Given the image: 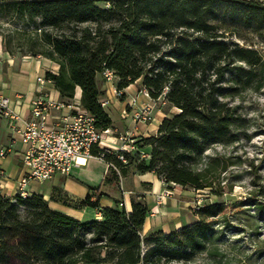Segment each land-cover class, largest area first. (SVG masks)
I'll return each instance as SVG.
<instances>
[{"label":"trees","instance_id":"trees-1","mask_svg":"<svg viewBox=\"0 0 264 264\" xmlns=\"http://www.w3.org/2000/svg\"><path fill=\"white\" fill-rule=\"evenodd\" d=\"M2 16L24 26L8 34L0 29L3 48L55 62L57 71L46 70L45 79L63 102L74 100L78 86L80 105L93 115L97 129L112 123L96 80L106 68L114 72L117 89L140 78L152 99L163 96L178 109L161 120L156 134L137 141L139 150L151 147L148 160L139 151L105 153L104 183L117 182L118 173L131 168L152 171L165 183L223 192L221 175L236 161L205 152L235 140L238 113L231 101L253 85L262 63L255 48L226 38H247L239 29L245 26L264 40V0H0ZM103 194L100 187H90L77 201L60 188L51 194L64 205L98 209L100 217L90 220L50 208L38 193L0 194V264L187 262L203 251H217L218 223L238 206L203 203L192 209V222L143 238L147 205L133 197L130 212L117 199L101 207Z\"/></svg>","mask_w":264,"mask_h":264},{"label":"crops","instance_id":"crops-1","mask_svg":"<svg viewBox=\"0 0 264 264\" xmlns=\"http://www.w3.org/2000/svg\"><path fill=\"white\" fill-rule=\"evenodd\" d=\"M58 65L52 60L42 56H30L14 53L11 54L2 46L0 37V92L10 99L11 107L16 114V118L9 119L0 114V149L4 150V155L0 156V194L14 196L17 193V179L24 172L22 166V153L24 144L20 139V129L24 123L31 118V101L41 96L59 100V92L55 89L51 81L38 84L36 77L44 75L46 70L56 72ZM97 84L102 91L100 102L111 118V126L103 133L105 143L112 146L121 144L119 135L127 129H134V135L138 137H149L156 134L161 120L178 112L173 106H168L171 114L163 112L158 105L152 110L153 120L147 123H134L131 119L132 112L140 104H153L154 102L140 93L141 79L129 84L123 90V97L115 95L113 84L104 81L102 74L96 76ZM81 90L75 88L74 100L80 101ZM134 100V103L131 101ZM130 103V105H129ZM157 103V102H156ZM126 111L127 116L123 117L122 112ZM55 113L54 110L51 111ZM145 160L149 159L151 147L144 145L140 148ZM108 173V164L95 157L78 161L68 174L55 173L45 180L31 179L26 185L28 195L38 193L48 201L49 207L80 220H90L99 218L98 209L88 206L74 208L64 205L51 199V194L55 193V188H60L68 199L77 201L86 196L90 187H100L104 194L99 199L101 207L114 205L117 199L127 212L131 211V199L137 197L148 207L149 212L141 227V233L148 234L155 230L171 232L180 226H184L193 221L194 217L186 212L189 207V196L193 188L182 187L175 183L163 182L154 172H139L129 168L124 174L118 173L117 182H106L103 180ZM177 187L183 192L181 197L173 195ZM168 189L171 193L162 198L157 203L156 196ZM119 193V197L116 195ZM179 198V199H178ZM182 198V200H180ZM191 219V220H190Z\"/></svg>","mask_w":264,"mask_h":264},{"label":"rangeland","instance_id":"rangeland-1","mask_svg":"<svg viewBox=\"0 0 264 264\" xmlns=\"http://www.w3.org/2000/svg\"><path fill=\"white\" fill-rule=\"evenodd\" d=\"M99 4L104 5L102 2ZM21 27H24L22 22L11 16L0 17V29L4 34ZM239 29L247 38L232 35L226 39L255 48L262 57V63L256 68L257 77L253 85L240 91L231 101L237 106L238 113L233 128L235 140L215 145L205 152L230 156L236 164L222 173L220 184L223 192L220 195L212 193L209 188L193 189L192 194H185L190 197L186 212L191 216V205L196 197L201 198L202 204L222 201L238 206L228 215L227 221L218 223L219 232L214 244L216 252L203 251L191 261L175 264H262L264 261V40L250 33L248 27L240 26ZM0 37L3 41L1 34ZM157 105L166 114H171L167 104L157 101ZM139 155L142 157L141 151ZM180 189L177 187L173 195L181 197L183 192ZM116 195L119 197L118 191ZM141 235L143 238L146 236Z\"/></svg>","mask_w":264,"mask_h":264},{"label":"built area","instance_id":"built-area-1","mask_svg":"<svg viewBox=\"0 0 264 264\" xmlns=\"http://www.w3.org/2000/svg\"><path fill=\"white\" fill-rule=\"evenodd\" d=\"M101 74L104 81L108 83L113 84L117 80L114 72L110 69H104ZM36 81L41 85L49 80H46L44 75H39L36 77ZM113 92L117 96L122 93L116 86L113 87ZM140 93L154 103L140 104L134 109L131 119L136 124L153 120L152 110L156 107L157 101H160L162 105L166 104L163 96L154 100L143 87H141ZM131 103H134V100ZM104 104L105 102L102 101L101 105ZM52 110L55 113H52ZM30 111L31 118L24 123L19 131L20 139L24 144L21 158L24 172L17 179L16 194L23 198L28 196L25 188L29 180H45L55 173L68 174L72 167L78 164L79 157L103 159L104 154L108 152L139 151L137 141L141 137L134 135V129H127L119 135L121 144L118 146L105 143L103 133L107 130L97 129L93 115L82 108L80 101L63 102L50 97L37 96L31 101ZM0 114L9 119L17 117L11 107L10 99L1 92ZM122 116L126 117L127 112L123 111ZM94 149H96V153H93ZM4 153V150L0 149V156ZM118 158L124 161V157L120 153ZM170 193L168 189H165L162 194L157 195V203H160L162 198ZM201 205V198L196 197L191 206L193 209H197Z\"/></svg>","mask_w":264,"mask_h":264},{"label":"bare ground","instance_id":"bare-ground-1","mask_svg":"<svg viewBox=\"0 0 264 264\" xmlns=\"http://www.w3.org/2000/svg\"><path fill=\"white\" fill-rule=\"evenodd\" d=\"M85 159L83 157H79L78 161H84Z\"/></svg>","mask_w":264,"mask_h":264}]
</instances>
